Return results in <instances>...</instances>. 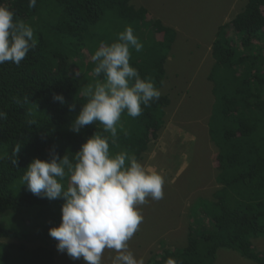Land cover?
<instances>
[{"label": "trees", "instance_id": "1", "mask_svg": "<svg viewBox=\"0 0 264 264\" xmlns=\"http://www.w3.org/2000/svg\"><path fill=\"white\" fill-rule=\"evenodd\" d=\"M0 4L11 7L16 18L31 25L37 41L19 66L0 65V111L6 113V118H0V264H60L49 229L60 224L64 201L33 195L22 176L34 158L48 159L53 150L72 158L98 130L93 124L74 132L71 123L86 102L83 89L98 79L91 57L101 44L114 42L119 32L131 26L143 49L132 50L130 63L161 90L176 29L153 18L155 31L158 25L164 33L162 40H153L150 26L149 43L141 22L151 16L150 10L137 7L142 2L135 6L132 0H37L32 8L28 0H0ZM229 25L239 44L227 34ZM210 56L213 60L202 67L212 98L202 121L188 113L173 123L196 138L199 132H208L219 150L217 170L202 182L184 183L177 193L181 201L173 202L177 207L166 212L154 207L163 214L156 215L165 227L183 217L186 233L175 243V230L162 228L155 238L161 254L147 264H166L170 257L181 264H216L219 249L236 250L264 264V250L252 242L254 236L264 237V0H247L229 23L218 26ZM77 71L79 77L74 76ZM199 72L174 80L178 94L186 97L198 85ZM54 93L62 94L66 103L55 101ZM170 104L171 98L161 94L140 116L122 114L120 123L127 135L118 131L110 151L126 150L144 163L169 122L165 111ZM180 149L171 153L172 163L182 165L186 160ZM233 151L242 155L248 173L227 186L226 177L235 161ZM155 203L160 200L149 198L146 205ZM149 221L135 236L150 235L153 226Z\"/></svg>", "mask_w": 264, "mask_h": 264}, {"label": "clouds", "instance_id": "2", "mask_svg": "<svg viewBox=\"0 0 264 264\" xmlns=\"http://www.w3.org/2000/svg\"><path fill=\"white\" fill-rule=\"evenodd\" d=\"M36 2L28 0L29 8L35 7ZM141 23L147 25L145 37L149 43L150 34L153 40L163 39L164 31L156 24L155 31L154 23L148 16ZM175 32L177 38V30ZM36 46L32 26L16 18L11 7L0 4V65L11 62L19 66ZM142 49L143 43L131 26L119 32L114 42L98 47L91 57L95 64L93 73L98 79L83 89L86 102L71 123L74 132L93 124L99 126L98 130L85 140L72 158L67 153L61 157L53 150L48 159L34 158L22 176L23 184L33 195L48 200L63 199L61 222L49 229V235L56 240L58 251L66 252L73 260L82 258L85 264H103L105 250L115 253L111 257V264H147L151 257L161 254L157 252L159 248L152 249L144 257L145 262L130 250L129 241L143 223L141 206L149 198L155 201L163 199L165 178L158 171L148 168L150 164L146 161L141 163L126 150L115 154L110 151V144L117 142L118 131H124L127 135L120 123L122 114L126 112L128 116L138 117L144 107L150 106L161 95L153 79L142 78L130 63L132 50L140 52ZM167 54L168 63L172 54ZM74 76L79 77L80 73L77 71ZM53 99L62 105L66 103L59 93H54ZM0 118H6V113L0 111ZM180 137V148L183 150L181 129ZM209 143L214 171L217 170L215 163L219 150L211 138ZM19 149L16 148L15 155ZM241 156L233 151L235 161L232 172L226 177L227 186L248 173ZM12 163L17 165V159H13ZM177 166L182 169L177 174L178 179L185 170L186 160ZM170 181L175 183L176 180L171 178ZM262 236L252 237L257 248L260 242L264 244ZM166 264L181 262L170 257Z\"/></svg>", "mask_w": 264, "mask_h": 264}, {"label": "rangeland", "instance_id": "3", "mask_svg": "<svg viewBox=\"0 0 264 264\" xmlns=\"http://www.w3.org/2000/svg\"><path fill=\"white\" fill-rule=\"evenodd\" d=\"M246 1L247 0H132V4L134 5L135 2L144 3L137 7L145 6L149 8L151 16H148V19H150L152 24L154 23L153 18H159L164 24L175 28L178 33L173 44V49L168 52L171 53L172 56L166 65L167 72H165L164 87L160 90L161 94H167L172 100V104H170L165 111V119L169 121V123L163 134H161L157 144H154L155 148L146 153V158L144 159L150 164L148 168L156 170L164 176V197L160 200V203L153 204V207L145 203L140 208L144 217L140 228L143 232L146 220H150L149 222L153 226L150 235H147V237L146 234L139 237L134 235L129 241L130 250L137 258L141 257L144 261L146 259L144 257H146V254H148L150 250L155 248L158 249L155 238L163 231L162 228L169 227V230H175L174 233L177 239H172V242L175 243L180 242L186 233L183 225V217H178L176 225L172 223L165 227L163 221L159 222L161 219H158L156 215L157 213H162L154 207H163L164 212L167 211V208L177 207L173 202L178 200L181 201L177 193L179 190H182L184 183H192L194 181L202 182L210 175L213 169V163L210 157V136L208 132L207 134L199 132L198 138H196L191 135L192 132L190 133L184 128H181L183 131V156L186 157V167L177 179V174L182 169L177 166L178 163H172L174 158L171 153L174 152V150L176 153L178 152L177 149L180 148L182 138L180 137L179 125L171 121L175 119L181 120L188 113H191L195 118L202 121L206 106L208 101L212 98V95L206 87V85H210V83L206 82L203 78L204 68L202 67V63L198 62L199 58L204 56V63L209 62L210 59H207L206 50L210 51V46L216 36L218 26L222 23H229L235 14L244 8ZM146 28L147 25L144 26L142 23L141 32L144 35L146 34ZM227 34L233 37L236 43L239 41L231 25L228 26ZM135 35L137 36V34ZM211 60H213L212 57ZM198 69H200L198 73V85L190 89L191 91L186 97L178 94L177 89L173 86L174 80L188 78ZM190 127L197 128L194 125H190ZM158 150L160 153L156 154ZM180 151L182 152L181 149ZM171 178H175V183L170 181ZM152 216L153 218H151ZM56 245L57 243L53 244L55 252L57 254L64 253L58 251ZM259 245L260 247L258 248L264 250V244L260 242ZM157 252L161 251L158 249ZM114 255L115 253L112 250H105L103 264H111V257ZM216 259L217 264H256L254 261L242 257L236 251L227 249H221ZM57 261L60 264H85L82 258L73 260L67 254L58 256Z\"/></svg>", "mask_w": 264, "mask_h": 264}, {"label": "bare ground", "instance_id": "4", "mask_svg": "<svg viewBox=\"0 0 264 264\" xmlns=\"http://www.w3.org/2000/svg\"><path fill=\"white\" fill-rule=\"evenodd\" d=\"M212 43H213V41H212ZM212 43H211L210 49H211V47H212ZM206 51H207L206 56H207V59L209 60V59L211 58L210 55H208V54L210 53V51H209V50H206ZM198 62H200V63L205 62V58H204V56H201V57L199 58V61H198Z\"/></svg>", "mask_w": 264, "mask_h": 264}, {"label": "water", "instance_id": "5", "mask_svg": "<svg viewBox=\"0 0 264 264\" xmlns=\"http://www.w3.org/2000/svg\"><path fill=\"white\" fill-rule=\"evenodd\" d=\"M54 251H55V249H54ZM58 256L60 255V254H57Z\"/></svg>", "mask_w": 264, "mask_h": 264}, {"label": "flooded vegetation", "instance_id": "6", "mask_svg": "<svg viewBox=\"0 0 264 264\" xmlns=\"http://www.w3.org/2000/svg\"><path fill=\"white\" fill-rule=\"evenodd\" d=\"M202 64H205L204 62Z\"/></svg>", "mask_w": 264, "mask_h": 264}]
</instances>
